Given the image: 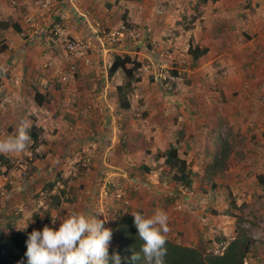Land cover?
I'll list each match as a JSON object with an SVG mask.
<instances>
[{
  "label": "rangeland",
  "instance_id": "374dc122",
  "mask_svg": "<svg viewBox=\"0 0 264 264\" xmlns=\"http://www.w3.org/2000/svg\"><path fill=\"white\" fill-rule=\"evenodd\" d=\"M113 1L107 0L105 4L107 9H112L106 14L113 20L114 28L107 32L124 25L123 15L128 31L110 45L111 50H119L111 52V58L115 54H130L142 64L136 75L139 81L134 85L130 109L120 111L115 107L116 111L110 116L108 104L104 102V106L98 105L107 112L108 118L101 113L103 111L89 116L85 112L86 95H82L78 106L74 103L78 89L72 77L76 71L64 83H53L52 70L44 71L42 65L30 71L25 85L27 91L39 88L41 79L50 80V87H58L55 105L49 103L51 110L57 111L58 122L54 121L53 111L41 113L35 123L42 125L46 132L42 130L36 143L30 140L23 153L5 154L10 159L7 164L0 165V210L5 205L8 213H19L21 206L28 210L26 221L23 222L22 216L13 230L26 226L42 230L45 225L52 227V219L60 223L59 219L73 212H101L104 216L98 215V218L105 217V227L109 228L114 218L127 210L126 200L159 191L154 183L160 171L155 157L169 140L174 139L176 132L182 130L184 146L179 147V154L191 170L193 188L186 192L179 188L175 191L173 184L161 186L164 188L162 198L173 193L176 200L171 205L179 203L178 215L182 223H192L196 231L195 243L184 239L180 243L202 246L205 253L221 252L223 249L216 238H230L238 227L234 216L224 214L233 202L237 207L234 214L242 219L241 226L257 240L245 264H264V184L258 180L259 176H264V0ZM93 2L98 0H85L81 8L85 12L92 11L96 7ZM202 17L208 22L204 23ZM0 21L17 23L14 17ZM100 21L101 17L95 19V22ZM191 26L202 31L201 41H210L212 45L211 53L194 66L187 55ZM148 33H153L158 46L152 43ZM135 34L139 37L135 38ZM63 50L60 47L56 57L64 61L69 57L70 61L71 56ZM160 50L172 53L173 68L182 70L180 80H158L154 69L144 70L148 59L152 61ZM47 61L51 68H59L53 60ZM8 74V71L1 73L0 77L10 79ZM220 81L224 83L221 85ZM121 82L122 75L118 73L112 87ZM50 87L39 90L45 92ZM97 89L95 86L91 92L95 94ZM18 111L5 109L0 115V139L15 134L23 121L17 116ZM28 117L33 121V115ZM216 123L219 132H230L241 155L231 156L226 169L208 180L205 170L213 155L208 145ZM86 125L93 129L92 135L80 132ZM98 125H105L110 133L95 132ZM69 127L77 132L69 133ZM107 140L112 141L113 146L104 143ZM38 141L44 145L39 147ZM49 142L50 147L47 146ZM141 166H146L150 172ZM47 182H56L51 194L64 200L57 208L50 205V193L43 190ZM7 185H12L13 190L10 188L5 193L3 188ZM125 192L129 197H125ZM45 213L50 214V221L40 226L33 216L41 218ZM5 226L4 220L3 223L0 220V231L7 234ZM181 229L179 225L171 234ZM175 240L179 241L177 237ZM112 243L111 240L110 245Z\"/></svg>",
  "mask_w": 264,
  "mask_h": 264
},
{
  "label": "crops",
  "instance_id": "0c3cea01",
  "mask_svg": "<svg viewBox=\"0 0 264 264\" xmlns=\"http://www.w3.org/2000/svg\"><path fill=\"white\" fill-rule=\"evenodd\" d=\"M63 2L61 0V4L59 2V5L55 6V10H57L55 11V13L58 14L62 10L66 12V14L68 15L67 19L63 21L65 32L70 38L77 40L78 42H80L82 46H84L85 53L90 58V64L88 65H85L80 58L75 59L72 56L70 61H69V57H67L65 61L59 60L58 57L56 56L60 52L59 49L60 47L62 48V46L55 43L52 40L51 36L48 34L47 29L43 27L42 29H40L38 32H36L34 35L31 36H29V34L26 36L22 34H18L15 31H13L12 28L0 30V47L1 46L5 47L3 52L0 51V74L8 71L9 72L8 77H11L10 79H8L7 76L0 77V100L3 98L0 101V115L1 116L3 115L5 109L13 108L17 111L19 110L17 116L23 121H27L28 123H31V126L35 127L36 130H38V134H40L42 130L46 132V129H44L42 125H36L35 122L38 120L37 118L40 117L41 113H48L47 110L50 111L52 109V106L49 104L50 102L52 103V105L53 104L55 105L54 99L58 97V93H59L57 89L58 87H50L45 92H42L41 90H39V88L34 87L33 88L34 91L30 92L26 90L25 85L27 84L26 82L29 80L30 71L34 70L35 68L36 69L40 68L41 65L43 67V64L48 62L47 59L53 60L55 64L59 66V68L61 69L65 68V65H67L68 62L77 61L76 62L77 64L75 65L76 67L79 66L80 69H75L76 74L72 77L73 85H76L78 89V93L76 95V100L74 101V103L78 106L82 102L81 101L83 98L82 95L83 96L86 95L88 104L86 106L87 109L85 110V112L89 116H91V114L92 115L98 114V112L100 113L101 111H103L99 107L98 105L99 103L101 106H104V102L108 104L107 106L110 109L109 111L110 116L114 114L115 107H117L115 88L117 85H120L121 83L115 84L114 88L112 87V81L116 80V75L118 73L113 75L112 78H109L108 64L111 63L112 61L110 55L111 52L118 53L119 50H111L110 45L108 44H106L105 47H103L94 33L95 30L97 29H101V30L105 29L106 32L108 29L109 30L114 29L112 28L113 20L109 19L108 14H106V12L110 13L112 9L109 10L107 9L108 7H105L107 0H98V2H93V4L96 7L95 9L93 7L92 11L89 12L87 11L85 12L84 9L81 8V5H84L83 3L85 2V0H65L64 6L62 5ZM116 2L119 1L116 0L113 1V3ZM204 2H208V0H205ZM72 5H74L76 11L72 8L73 7ZM36 9H37L36 0H17V5L15 7H12L8 3L0 0V19L2 20L3 18L14 17V21H17L22 32H24L26 27L24 22L25 16L28 15L29 13L34 12ZM98 17H101V21L95 22V19ZM230 17H234V16L230 15ZM202 19L205 21L204 23L208 22L205 17H202ZM131 21L134 22V19H132ZM123 24L125 27H128L124 23V21ZM207 27L209 33H211L212 29L209 28V24L207 25ZM189 29L192 30L189 34V40H188L189 44L187 47H189L190 45L204 47L208 49V53H211L210 49L212 48V45L209 44L210 41L209 42L201 41L204 35L202 31L196 26H191V28ZM116 31H119V29L110 32H116ZM127 31L128 29H125L124 34ZM148 34L150 36L152 43L155 46H158L159 44L153 38V33L151 34L148 33ZM192 37H194V39ZM199 43H201V45L203 46L199 45ZM54 50L56 51L55 53ZM63 52L65 51L63 50ZM33 77L34 76L32 74V78ZM222 83H224V81L222 82L220 81L221 85ZM95 86H97L98 89H97V93L93 94L91 91H94ZM35 94H40L42 96L43 101L41 104L35 101ZM88 97L90 99H88ZM52 111H53L52 116L53 118L55 117L54 121L58 122V117L56 116L57 111L55 112V109H53L49 113H52ZM101 113L106 114L107 112L104 110ZM28 115H33L32 117L33 121L30 122V118L28 117ZM105 118H108L107 114L105 115ZM112 118H114V116ZM104 127L105 125H100V126L98 125L95 128L96 129L95 132L99 134L110 133ZM68 129H69V133L77 132L76 130H73L72 127H69ZM80 132L86 133L87 135L90 134L92 135L93 129L90 128V125L89 126L86 125L85 127L82 128ZM105 142L109 147L113 146L112 141L107 140L104 141V143ZM37 145L40 147L44 144L38 141ZM47 146L48 147L51 146L50 142L49 144H47ZM37 149H35V153H38ZM2 155H4L7 161L10 159L5 154ZM39 158L42 159L41 156H39ZM10 181L12 182V180H9V183H11ZM154 183L156 185L155 187L159 188V191L157 192L152 191L149 193V196L143 193L135 196L134 198H131L130 200H126L128 208L127 210H123L122 214L126 212L135 213L141 211L142 215L147 218L153 215L155 210L162 209L168 215L169 231L167 232L166 237L171 238L172 236L174 237L173 239H175V237L179 236L178 238L179 243L180 240L182 239L188 242L193 241L195 243L196 231L193 230V226L191 225L192 223L186 222L185 224H183L181 219L179 218L178 211L181 210L179 209V203L177 202L174 205L171 204L167 205L161 196V194L163 193L161 191H163L164 188H161V186L158 184L157 178L154 180ZM127 184L130 186V182L127 181ZM10 188L12 191L13 190L12 185H7L3 189L5 193H8L7 191L10 190ZM127 192H125L126 193L125 197L126 196L129 197L128 195L129 193L127 194ZM150 198L152 200L148 203H145ZM18 211L19 213L17 212L8 213V211H6V205H5V207L1 208L0 210V220L2 221V223L4 220V224L7 225L6 219L9 218L10 219L9 221H11L12 226L15 227L17 222L22 219V216L24 217L22 219L23 222L26 221L25 219L27 215L26 212H28V210L24 209L22 206L18 209ZM182 216L184 217V215ZM179 225L183 229L179 230V233H176L177 235L171 234V230L175 229ZM198 237L201 238V235H199ZM180 244H182V242Z\"/></svg>",
  "mask_w": 264,
  "mask_h": 264
},
{
  "label": "trees",
  "instance_id": "16d2710c",
  "mask_svg": "<svg viewBox=\"0 0 264 264\" xmlns=\"http://www.w3.org/2000/svg\"><path fill=\"white\" fill-rule=\"evenodd\" d=\"M123 21L126 24L125 15H123ZM126 25L128 26V24ZM8 28H12L13 31L18 34L22 32L18 23L0 21V30ZM4 49V46L0 47L1 52H3ZM207 53V48L192 45L188 47L187 51L189 61L193 66L198 64L200 59L206 56ZM141 68V62L130 54H115L113 56L108 74L109 78H112L116 73L122 75L121 84L117 85L115 88L117 107L120 111L129 110L131 107L134 85L139 81L136 75ZM170 74V77L173 79L177 76L174 71H171ZM168 91L170 92L172 89L170 88ZM35 101L41 104L43 101L42 96L40 94H35ZM221 123L222 122H220V124ZM218 125L219 124L216 123L210 132L212 139L211 144L208 146L213 151V155L211 162L207 164L205 170L208 180L226 169L231 156L241 155L237 143L233 142V139H231L230 132H219ZM184 134L182 130L177 131L174 139L169 140L165 144V148L158 152L155 157V162L159 164L158 169L160 171L158 172L157 182L160 186L164 187L168 184H173L175 191L179 188L189 192L193 188L194 179L191 177V170L188 167V163L179 154V147L184 144ZM29 135L31 136L33 144L36 143L39 135L38 130L32 127L29 131ZM7 163L8 161L4 155L0 154V164ZM141 167L147 173L150 172L146 166ZM258 180L264 184V176H259ZM55 184L56 182H47L43 186V190L50 193V205L53 208L59 207L62 201H64L61 200L59 195L51 194ZM63 193L64 192H62V194ZM172 194L164 199L167 205L172 204L176 200V196L172 197ZM236 210L237 207L235 204L230 202L224 211L226 216H234L238 220V227L235 229L234 236L230 238H216V242L223 245V250L221 252L205 253L202 246H186L180 244L175 239L171 240L167 238L165 245L167 248L165 264H245L246 258L251 249L257 244V240L249 236L247 230L241 226L242 219L234 214ZM138 212L142 214L141 211ZM33 218L42 226L50 221V214L45 213L41 218L34 215ZM9 220V218L6 219V232L8 233L6 234L0 231V264H25V242L28 233L34 228L26 227V229L13 230L12 223ZM133 220L134 217L131 213H119L109 227L113 233V243L110 245L109 253L111 255L112 252H117L122 257V264H131V257L135 252H140V246L143 243L137 235V229L134 226ZM178 238L179 236L177 239ZM137 264H143L142 253L141 260L138 261Z\"/></svg>",
  "mask_w": 264,
  "mask_h": 264
},
{
  "label": "clouds",
  "instance_id": "9594fccd",
  "mask_svg": "<svg viewBox=\"0 0 264 264\" xmlns=\"http://www.w3.org/2000/svg\"><path fill=\"white\" fill-rule=\"evenodd\" d=\"M29 129V123L21 121L14 135L0 139V154L26 151L31 140ZM131 214L137 235L143 242L140 252L131 257V264L141 260V253L143 264H165L167 213L157 209L147 218L139 212ZM98 215L103 213L73 212L59 219L58 228L45 225L42 230L33 229L25 242V264H122L117 252L109 253L113 233L105 227L107 219H100ZM56 220L52 219L53 225Z\"/></svg>",
  "mask_w": 264,
  "mask_h": 264
},
{
  "label": "built area",
  "instance_id": "2783aa9c",
  "mask_svg": "<svg viewBox=\"0 0 264 264\" xmlns=\"http://www.w3.org/2000/svg\"><path fill=\"white\" fill-rule=\"evenodd\" d=\"M12 7H15L17 5V0H2ZM59 2L61 4V0H36L37 3V9L29 13L25 16L24 22H25V31L21 32L22 35L26 36L29 34V36L34 35L36 32H38L40 29L45 28L47 29L48 34L51 36L52 40L63 47L66 53H68L70 56L74 57L75 59L80 58L85 65L90 64V58L85 53L84 46L80 44L77 40L70 38L64 29L63 21H65L68 17L66 12L60 11L58 14L55 13V6L59 5ZM63 2V0H62ZM70 2V1H69ZM65 0L62 3L64 6ZM73 9L76 11L74 5H72ZM126 27L122 25L119 28V31L116 32H105L104 30L97 29L95 30V35L98 38V41L101 43L103 47H105L106 44L113 45L116 40H119L120 38H123L124 36V30ZM135 38L139 37V34L134 35ZM144 38H139L137 41L138 43ZM149 62L144 66V70L148 71L149 69H154L156 72V79L158 80H170L173 79L170 77L168 73L173 69L174 72H176V77L174 79L180 80L182 78V70L180 68H173L172 64L174 63V59L172 57V53L168 50H160L155 53L154 59L152 61L148 59ZM111 66V63L108 64V68ZM42 69L44 71L46 70H52L53 74V83L54 81L58 83H64L68 80V77L71 73H73L76 69L75 64L69 63L65 68H51L49 64L44 63ZM38 82V80H36ZM35 81V82H36ZM34 85V84H33ZM50 87V80L48 79H41L39 80V88L40 89H47ZM118 197L120 194L117 195ZM60 223H55V225L52 224L53 228H58ZM173 240V238H169ZM220 248L223 246L221 244ZM223 249V247L221 248Z\"/></svg>",
  "mask_w": 264,
  "mask_h": 264
}]
</instances>
